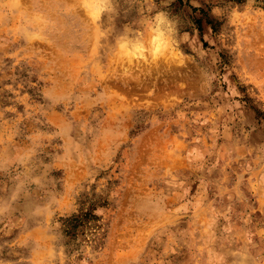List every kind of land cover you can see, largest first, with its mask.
Segmentation results:
<instances>
[{
	"label": "rangeland",
	"instance_id": "1",
	"mask_svg": "<svg viewBox=\"0 0 264 264\" xmlns=\"http://www.w3.org/2000/svg\"><path fill=\"white\" fill-rule=\"evenodd\" d=\"M0 264H264V0H0Z\"/></svg>",
	"mask_w": 264,
	"mask_h": 264
}]
</instances>
